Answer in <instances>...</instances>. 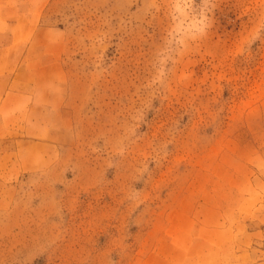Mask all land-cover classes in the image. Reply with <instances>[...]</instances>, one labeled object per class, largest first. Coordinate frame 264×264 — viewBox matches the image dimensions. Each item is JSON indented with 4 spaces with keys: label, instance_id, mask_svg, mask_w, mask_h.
<instances>
[{
    "label": "rangeland",
    "instance_id": "obj_1",
    "mask_svg": "<svg viewBox=\"0 0 264 264\" xmlns=\"http://www.w3.org/2000/svg\"><path fill=\"white\" fill-rule=\"evenodd\" d=\"M15 4L64 95L0 145V264H264V0Z\"/></svg>",
    "mask_w": 264,
    "mask_h": 264
},
{
    "label": "crops",
    "instance_id": "obj_2",
    "mask_svg": "<svg viewBox=\"0 0 264 264\" xmlns=\"http://www.w3.org/2000/svg\"><path fill=\"white\" fill-rule=\"evenodd\" d=\"M15 1L0 0V145H12L14 159L17 146L20 159L22 130L53 126L39 123L40 114L61 108L63 41L60 28L42 25L34 8Z\"/></svg>",
    "mask_w": 264,
    "mask_h": 264
}]
</instances>
